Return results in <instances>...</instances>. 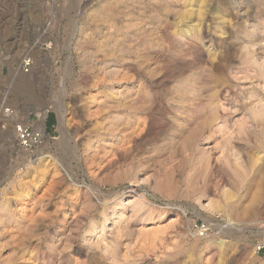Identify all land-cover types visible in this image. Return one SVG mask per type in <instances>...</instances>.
I'll return each instance as SVG.
<instances>
[{"label":"rangeland","instance_id":"rangeland-1","mask_svg":"<svg viewBox=\"0 0 264 264\" xmlns=\"http://www.w3.org/2000/svg\"><path fill=\"white\" fill-rule=\"evenodd\" d=\"M52 1L0 0V264H264V0Z\"/></svg>","mask_w":264,"mask_h":264},{"label":"built area","instance_id":"built-area-1","mask_svg":"<svg viewBox=\"0 0 264 264\" xmlns=\"http://www.w3.org/2000/svg\"><path fill=\"white\" fill-rule=\"evenodd\" d=\"M31 61L24 62V68L28 69ZM1 115L3 118L13 123L14 144L17 148L26 153H33L35 150L42 148L46 141L50 140L46 132L38 130L34 125L21 123L18 121L17 113L9 107L2 108ZM1 158V149H0ZM203 232V231H202ZM261 250V249H260Z\"/></svg>","mask_w":264,"mask_h":264},{"label":"bare ground","instance_id":"bare-ground-1","mask_svg":"<svg viewBox=\"0 0 264 264\" xmlns=\"http://www.w3.org/2000/svg\"><path fill=\"white\" fill-rule=\"evenodd\" d=\"M55 1H56V0H53L52 2H55ZM74 2H75V1H74ZM71 3H73V2H71ZM71 5H72V4H71ZM260 105H261V104H260ZM261 106H262V105H261ZM263 106H264V105H263ZM263 106H262L261 108H263ZM256 107H257V106H256ZM258 107H259V106H258ZM218 108H219V107H218ZM218 108H217V109H218ZM254 108H255V107H254ZM259 109H260V107H259ZM214 110H215V109H214ZM220 110H221V109H220ZM256 110H257V109H256ZM216 111H217V110H216ZM216 111H215V112H216ZM218 111H219V110H218ZM252 111H253V110H252ZM254 111H255V110H254ZM254 111H253V113H254ZM258 111H259V112H258ZM258 111H257V112L255 111L254 114H256V115L258 114V115H259V113L261 114V112H263V113L261 114V115H262V118H263V116H264V115H263V114H264V108H263V110H262L261 112H260V110H258ZM212 112H213V114H215L214 111H212ZM219 112H220V111H219ZM64 113H65V112H64ZM213 114H212V115H213ZM217 114H218V113H217ZM60 115H61V114H60ZM64 115H65V114H63V116H61V117H64ZM219 115L221 116V114H219ZM219 115H218V116H219ZM258 115H257V116H258ZM261 115H260V116H261ZM213 116H214V115H213ZM213 116H212V117H213ZM220 116H219V117H220ZM219 117H218V118H219ZM254 117H255V116H254ZM214 118H215V116H214ZM220 118L222 119V116H221ZM220 118H219V119H220ZM257 118H259V116H258ZM60 119H61V118H60ZM221 119H220V120H221ZM263 119H264V118H263ZM63 120H64V119H63ZM259 120H260V119H259ZM259 120H258V122H259ZM60 121H61V120H60ZM217 121H218V119H217ZM263 121H264V120H263ZM61 122H62V121H61ZM63 122H64V121H63ZM63 122H62V123H63ZM221 122H222V121H221ZM258 122H257V124L260 123L259 125L261 126V121H260L259 123H258ZM263 123H264V122H263ZM260 126H259V127H260ZM262 126H263V125H262ZM262 129H263V128H261L260 130H262ZM263 132H264V131H263ZM206 149H207V148H206ZM206 149H205V150H206ZM203 152H204V151H203ZM117 207H118V206H117ZM119 208H120V207H119ZM116 209H117V208H116ZM114 210H115V209H114ZM117 210H118V209H117ZM114 212H115V211H114ZM114 215H115V214H114ZM230 221H231V220H230ZM106 224H107V223H106ZM197 236H198V235H197ZM220 241H221V240H220ZM223 242H224V241H223ZM221 244H222V243H221ZM217 245H218V244H217ZM219 245H220V244H219ZM221 246H222V245H221ZM223 246H224V245H223Z\"/></svg>","mask_w":264,"mask_h":264},{"label":"crops","instance_id":"crops-1","mask_svg":"<svg viewBox=\"0 0 264 264\" xmlns=\"http://www.w3.org/2000/svg\"><path fill=\"white\" fill-rule=\"evenodd\" d=\"M55 123H50L49 121L47 122L46 126H45V132L46 130L50 131L52 130V128L54 127Z\"/></svg>","mask_w":264,"mask_h":264},{"label":"trees","instance_id":"trees-1","mask_svg":"<svg viewBox=\"0 0 264 264\" xmlns=\"http://www.w3.org/2000/svg\"><path fill=\"white\" fill-rule=\"evenodd\" d=\"M49 122L50 123H55V119L52 117V118L49 119Z\"/></svg>","mask_w":264,"mask_h":264}]
</instances>
